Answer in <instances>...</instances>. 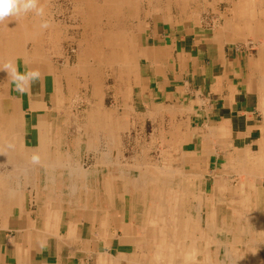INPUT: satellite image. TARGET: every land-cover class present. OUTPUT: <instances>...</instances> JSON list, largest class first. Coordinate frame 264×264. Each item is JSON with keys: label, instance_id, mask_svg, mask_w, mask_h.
Segmentation results:
<instances>
[{"label": "crops", "instance_id": "0c3cea01", "mask_svg": "<svg viewBox=\"0 0 264 264\" xmlns=\"http://www.w3.org/2000/svg\"><path fill=\"white\" fill-rule=\"evenodd\" d=\"M154 1L71 0V25L38 0L0 24V264H264V0ZM10 64L39 73L24 94Z\"/></svg>", "mask_w": 264, "mask_h": 264}, {"label": "rangeland", "instance_id": "374dc122", "mask_svg": "<svg viewBox=\"0 0 264 264\" xmlns=\"http://www.w3.org/2000/svg\"><path fill=\"white\" fill-rule=\"evenodd\" d=\"M53 3H55V5L58 7L59 11H57L56 13H54L53 15V20H55V22L58 20V19H63L65 18L64 20H66L65 22L68 23V24H73L72 23V20L71 17H70V14H71V10H72V7L70 6V3H71V0H52ZM139 2L134 5H132L133 7H128L127 5H124L123 9H122V12L123 14H129L130 12H133V15L134 13H137V16L138 15H144L147 13L148 16H151V15H154L155 14V11H156V3L154 0H138ZM158 6H163L164 9L165 8H169L170 4L168 2H158ZM64 12V14L62 13V10ZM137 10H136V9ZM53 10H54V6H53ZM166 10V9H165ZM165 12V11H164ZM71 30L73 32L76 31L75 28H69L68 29V33L65 35L67 36H70L72 35L71 34ZM70 39L68 38H65L63 40V43H62V46H61V49H60V53H63L65 56H70L72 52L71 50V46L73 47V49L75 48V44H71L70 43ZM84 43H86L85 41H83ZM251 46V44H249ZM75 50V49H74ZM73 50V51H74ZM90 63H92V60H90ZM92 65V64H90ZM99 70V75H100V80H101V90L103 91V100H102V103L104 102L105 100V103L107 104L108 103V100L109 98L106 96L105 97V92H106V89H107V84L109 83V81L111 80L110 77H108V70L106 67H98L97 68ZM79 78L81 80H87V79H84L83 77L79 76ZM109 80V81H108ZM86 82V81H85ZM78 91L71 95L69 94V100H68V104L70 105L69 108H71V117H73L74 119L75 118H79L82 119V117L85 118V111L89 108L87 106L88 103L87 101H85L86 97L84 95V93H89V87H86V85L90 86L91 84L89 83H86L85 86H83V82L81 84H78ZM75 99V100H74ZM148 130H150V127L148 126ZM151 143L154 145V147H157L158 145H155V140H152ZM173 150V149H172ZM171 151V150H169ZM232 184L233 185H237L239 183V177L238 176H232ZM237 181V183H236ZM258 185H260L259 187H255L254 189H250L253 193V198H255V196L257 197V199H259L260 201L261 200H264V179L260 180V182L258 181L257 182ZM237 188V187H236ZM227 198L228 199H238L239 198V194L238 193H234V195H231L229 193H227ZM259 205H262L264 204V201H261V202H258ZM259 207V206H258ZM262 206H260L261 208ZM213 252V253H212ZM211 253L212 254H216L217 252H214L212 251Z\"/></svg>", "mask_w": 264, "mask_h": 264}, {"label": "clouds", "instance_id": "9594fccd", "mask_svg": "<svg viewBox=\"0 0 264 264\" xmlns=\"http://www.w3.org/2000/svg\"><path fill=\"white\" fill-rule=\"evenodd\" d=\"M29 12H35L37 16L43 17L44 10L38 7V0H0V24H2L6 19L12 17H20L21 15H26ZM42 29H47L49 23L43 21L40 25ZM11 69L13 82L16 83V90L21 94H24L28 89L27 86L29 82L38 78L39 73L35 71L26 72L20 74L16 71L15 66L10 64L8 66ZM7 70V69H6ZM34 161L37 159L33 158Z\"/></svg>", "mask_w": 264, "mask_h": 264}, {"label": "bare ground", "instance_id": "6f19581e", "mask_svg": "<svg viewBox=\"0 0 264 264\" xmlns=\"http://www.w3.org/2000/svg\"><path fill=\"white\" fill-rule=\"evenodd\" d=\"M91 1H88V3H90ZM80 3V0H74V6L76 7L77 6V4H79ZM92 3H94L95 4V2H92ZM91 4V3H90ZM46 8V7H45ZM55 9V8H54ZM32 13H34V12H32ZM48 13V12H47ZM28 15V14H27ZM30 15V14H29ZM87 17V16H86ZM14 19V18H13ZM38 19V18H37ZM208 19V18H207ZM10 20V19H9ZM42 20V19H41ZM114 21V20H113ZM10 22V21H9ZM35 22V21H34ZM49 22V21H48ZM90 22V21H89ZM107 22H109V21H107ZM112 22V21H111ZM207 23V22H206ZM40 24V23H39ZM108 24V23H107ZM208 24V23H207ZM228 24V23H227ZM34 25V24H33ZM106 26V25H105ZM57 27V26H56ZM39 28V27H38ZM114 30V29H113ZM127 30V29H126ZM128 32V31H127ZM42 34V33H41ZM34 35V34H33ZM120 37V36H119ZM27 38V37H26ZM35 38V37H34ZM23 39H24V37H23ZM40 40V39H39ZM38 40V41H39ZM62 42V41H61ZM33 43V42H32ZM42 43V42H41ZM122 47V46H121ZM29 49V48H28ZM24 56V55H23ZM2 72V71H1ZM8 73V72H7ZM73 79V78H72ZM1 90V89H0ZM88 96V95H87ZM89 98V97H88ZM75 100V99H74ZM88 100V99H87ZM225 104V103H224ZM2 128H0V135L2 134V130H1ZM87 131V130H86ZM6 135H4L3 134V136H1V139H0V157H2L3 158V155H4V153L7 151V150H11L12 148V139H10L8 136L7 137H5ZM245 143V142H244ZM179 152V151H178ZM177 152V153H178ZM2 155V156H1ZM6 159H8V161H11V157H4V160H6ZM8 161H6V162H8ZM10 163V162H9ZM87 164V163H86ZM124 164V163H123ZM14 165V164H13ZM6 166V165H5ZM1 167V166H0ZM4 167V166H3ZM6 167H8V166H6ZM3 169V168H2ZM6 170V169H5ZM242 170V169H241ZM194 174V173H193ZM187 175V174H186ZM240 175V174H239ZM6 179H4L5 180V182H4V186H3V188L2 189H0V195H6V194H8V195H10V194H12V189L10 188V187H8L6 184H8V179H12V172H10V173H8L6 176ZM169 180V179H168ZM262 180V179H261ZM176 181V180H175ZM180 181V180H179ZM173 183V182H172ZM197 183V182H196ZM176 185V184H175ZM180 187V186H179ZM184 187H185V185H184ZM218 187V186H217ZM140 188V187H139ZM142 188V187H141ZM186 190H187V188H185ZM134 190V189H133ZM142 190V189H141ZM185 190V191H186ZM107 191V190H106ZM178 191V190H177ZM217 191V190H216ZM143 192V191H142ZM141 192V193H142ZM201 193V192H200ZM232 193H234V192H232ZM8 197V196H7ZM238 202V201H237ZM187 203V202H186ZM209 203V202H208ZM188 204V203H187ZM191 204V203H190ZM255 204V203H254ZM229 206H230V204H229ZM163 209V208H162ZM165 210V209H164ZM178 210V209H177ZM253 210V209H252ZM216 211V210H215ZM193 213V212H192ZM254 213V212H253ZM203 214H204V212H203ZM177 215V214H176ZM166 216V215H165ZM164 216V217H165ZM182 220H183V218H182ZM246 221V220H245ZM248 221V220H247ZM246 221V222H247ZM182 222V221H181ZM199 222V221H198ZM206 222V221H205ZM248 223V222H247ZM244 225V224H243ZM246 225V224H245ZM205 227V226H204ZM210 230V229H209ZM208 232V231H207ZM251 233V232H250ZM186 234H187V232H186ZM234 234V233H233ZM236 234V233H235ZM195 235H196V233H195ZM232 235V234H231ZM238 235V234H237ZM250 235V234H249ZM197 236V235H196ZM214 236V235H213ZM230 236V235H229ZM174 237V236H173ZM161 238V237H160ZM187 238V237H186ZM170 239V238H169ZM242 239V238H241ZM239 240V239H238ZM245 243V242H244ZM253 243V242H252ZM256 243V242H255ZM243 244V243H242ZM253 246V245H252ZM188 247H189V245H188ZM207 247V246H206ZM256 247V246H255ZM240 248V247H239ZM219 250V249H218ZM262 250H264V249H262ZM231 256V255H230Z\"/></svg>", "mask_w": 264, "mask_h": 264}]
</instances>
